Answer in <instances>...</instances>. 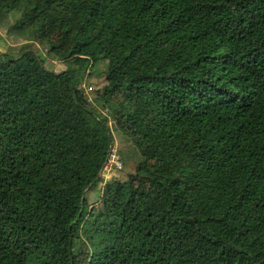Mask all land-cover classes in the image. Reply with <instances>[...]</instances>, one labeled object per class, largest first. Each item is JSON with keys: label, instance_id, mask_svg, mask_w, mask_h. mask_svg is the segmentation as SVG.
Listing matches in <instances>:
<instances>
[{"label": "trees", "instance_id": "trees-1", "mask_svg": "<svg viewBox=\"0 0 264 264\" xmlns=\"http://www.w3.org/2000/svg\"><path fill=\"white\" fill-rule=\"evenodd\" d=\"M10 14L65 69L0 52V264H264V0H0ZM99 61L103 117L79 88ZM110 118L141 159L88 207Z\"/></svg>", "mask_w": 264, "mask_h": 264}, {"label": "rangeland", "instance_id": "rangeland-1", "mask_svg": "<svg viewBox=\"0 0 264 264\" xmlns=\"http://www.w3.org/2000/svg\"><path fill=\"white\" fill-rule=\"evenodd\" d=\"M16 17L17 15L14 16L10 14L0 21V52L10 51L12 53H17L21 48L30 46L33 51L42 56L45 68L56 73L64 70L65 63L48 56L43 45L37 42L25 41L16 34L9 33V28L15 22ZM105 70L106 62L104 61L97 62L92 68H90V66L87 67L79 85L82 93L89 101L90 106L93 107L101 117L107 114L101 102L98 101L103 88L108 85L105 79ZM108 126L112 137V151L110 156L113 155L112 160L114 162L112 167L101 171L102 176H100L99 182L86 193L88 207L96 204V195L99 194V191L105 189L107 185L114 184L118 181H126L129 175L134 173L135 167L141 159L139 152L134 148L132 142L117 131L111 118L108 121Z\"/></svg>", "mask_w": 264, "mask_h": 264}, {"label": "built area", "instance_id": "built-area-1", "mask_svg": "<svg viewBox=\"0 0 264 264\" xmlns=\"http://www.w3.org/2000/svg\"><path fill=\"white\" fill-rule=\"evenodd\" d=\"M112 158H113V155H112V156L109 155L108 162H107V164H106V166H105L104 169L107 170V168L112 167V164H113V162H114V161L112 160Z\"/></svg>", "mask_w": 264, "mask_h": 264}]
</instances>
